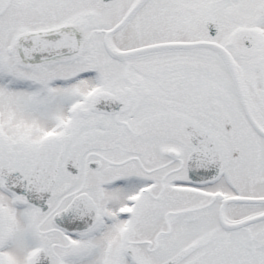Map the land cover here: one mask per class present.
Masks as SVG:
<instances>
[{
    "label": "snow or ice",
    "instance_id": "1",
    "mask_svg": "<svg viewBox=\"0 0 264 264\" xmlns=\"http://www.w3.org/2000/svg\"><path fill=\"white\" fill-rule=\"evenodd\" d=\"M0 264H264V0H0Z\"/></svg>",
    "mask_w": 264,
    "mask_h": 264
}]
</instances>
